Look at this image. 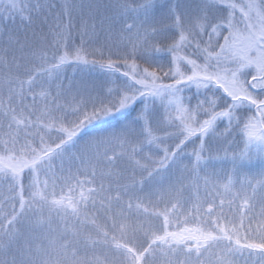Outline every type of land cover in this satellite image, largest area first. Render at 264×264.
Here are the masks:
<instances>
[{
    "label": "rangeland",
    "instance_id": "374dc122",
    "mask_svg": "<svg viewBox=\"0 0 264 264\" xmlns=\"http://www.w3.org/2000/svg\"><path fill=\"white\" fill-rule=\"evenodd\" d=\"M31 7L35 24L15 25ZM0 35V95L23 54L83 64L35 82L55 103L15 154L49 156L29 201L0 174V264H264V0H0ZM167 57L164 79L145 66ZM136 100L139 122L90 129ZM79 176L100 184L93 209L49 206Z\"/></svg>",
    "mask_w": 264,
    "mask_h": 264
},
{
    "label": "trees",
    "instance_id": "16d2710c",
    "mask_svg": "<svg viewBox=\"0 0 264 264\" xmlns=\"http://www.w3.org/2000/svg\"><path fill=\"white\" fill-rule=\"evenodd\" d=\"M24 1L27 3V0ZM48 1L49 0H45L46 3ZM34 16V9L32 7L28 8L25 13H20L18 17L19 20L15 25L27 30V28L22 25V22L25 24L27 23L29 28L32 24H35ZM3 30H5V27ZM17 32L18 30L16 29V33ZM1 37L2 36L0 35V42L1 39L3 41V37ZM11 40H13V43H15L18 47V50H20L19 43L14 42V38ZM33 48L34 47L31 43L24 45L23 47V49L27 51H32ZM37 56L33 57L28 54H23L21 60L18 58L16 59L18 62L13 67H6L7 71H11V75H14V77H11V79L15 82L14 84L10 85V88H7L8 92H3V94L0 95V174L4 175V177L12 175L17 180H19L17 181L19 189L24 188V190L26 188L24 183H26L27 180H30L31 171L34 170L35 166L38 167L39 165H43L47 161V157L49 155L48 153H43L39 158L35 160L29 159L28 162L24 164L22 159L17 158L15 154L16 149L18 148L19 139H22V135H27V137H29V139L31 138V140L34 142L35 140H33L32 133L36 131V129L40 128L38 126L40 123L35 120L36 118L34 114L37 112L38 107L41 108V106H44L45 109L48 107L47 110H50V107L53 105V103H55L53 95L48 92L47 88L43 86H41L42 88H36L34 87L35 82L38 80L41 83L48 75L58 74L56 69L59 67L69 66L71 71L73 67L77 65H83L82 63H79L78 60L70 57H68V59L65 61L56 57L54 59L52 57L48 63V66L50 67H46L47 60L45 61L43 60L44 57H40L39 55ZM21 64L26 70L22 71V73H16L15 70L18 68L20 69ZM145 66L153 71L155 76L162 79H164L165 76L172 71L170 57L165 59L164 67L156 68L149 65ZM1 67L5 68L3 66ZM17 75H19V77L15 79ZM166 81L168 83H173L174 78L168 77ZM142 102V100H136L133 104L124 106L121 109L114 111V113L106 120L97 121L96 124L98 125L93 123L90 129L100 130L101 128L105 127L110 128L115 122L122 124L129 122L130 119H132V122H139V120L136 118L138 115V110L141 109ZM235 102H237V100L228 99V103L225 108L233 109L232 107L234 106ZM220 109L218 112L223 111ZM244 113L247 114L248 111L245 110ZM84 124L87 125V120L84 122ZM54 125L57 124L54 123ZM89 125H91V123H89ZM53 128L51 129L55 130ZM178 138L180 139V137ZM199 138L200 135H196L194 132H191L190 136L183 140V144H189L192 140ZM61 146L62 145L60 144L57 146V148ZM25 155L29 156L30 154L28 153ZM39 169V172L42 171L41 167H39ZM100 188V184H95L94 181L89 177L79 176L76 177L75 180L73 179L67 182V185L60 187V189H63L62 191L57 189L56 191L51 192L53 195L48 194L49 196H47L50 198H47V201L49 202V200L53 199L54 203L51 204L49 202V206H52L54 210H59L66 213L69 212L70 216L77 218L82 214V211L93 209V206L95 205V199L97 197V189ZM13 194L15 195V193ZM24 196L27 197V201H29L28 199L30 197L34 199V193L31 191V189L28 192L25 190ZM56 199L57 203L55 202ZM200 206L201 205H195V208H193L192 212H190L191 210L187 211V215L183 217V222L180 223V227H178V234L181 236V239L184 238L182 235H185L188 237V239H190V236H193L190 235V233L197 231L200 227L199 220L201 221L203 219V216L199 211V209H201ZM190 215L195 217V221H190L187 219Z\"/></svg>",
    "mask_w": 264,
    "mask_h": 264
},
{
    "label": "water",
    "instance_id": "95a60500",
    "mask_svg": "<svg viewBox=\"0 0 264 264\" xmlns=\"http://www.w3.org/2000/svg\"><path fill=\"white\" fill-rule=\"evenodd\" d=\"M128 28H130V27H128ZM212 211H213V209H212L211 207H207V208H206V212H207V213H211Z\"/></svg>",
    "mask_w": 264,
    "mask_h": 264
}]
</instances>
